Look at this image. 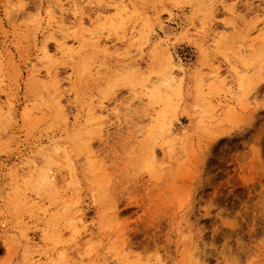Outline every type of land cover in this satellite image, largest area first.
<instances>
[{"label": "rangeland", "instance_id": "374dc122", "mask_svg": "<svg viewBox=\"0 0 264 264\" xmlns=\"http://www.w3.org/2000/svg\"><path fill=\"white\" fill-rule=\"evenodd\" d=\"M112 1L0 0V261L77 259L64 236L82 215L81 235L102 248L93 260L219 264L223 240L205 248L194 234L213 200L243 212L240 255L258 260L261 117L240 131L237 105L244 74L264 62V0H240L230 27L216 0H117L122 12ZM109 89L121 105L139 96L118 147ZM144 212L150 224H128Z\"/></svg>", "mask_w": 264, "mask_h": 264}, {"label": "snow or ice", "instance_id": "6c2138e0", "mask_svg": "<svg viewBox=\"0 0 264 264\" xmlns=\"http://www.w3.org/2000/svg\"><path fill=\"white\" fill-rule=\"evenodd\" d=\"M29 5L27 3L21 2L15 4L14 7L18 9L27 8ZM171 6L174 8L183 7L182 3H179L178 0H172ZM13 7L12 5L9 6ZM36 8L42 7L40 0H37ZM214 9L217 11H222L225 14V19L221 23L231 26L228 24V21L232 18V15L236 12L237 9L241 7L240 0H216V3L213 5ZM247 7V5H244ZM29 23L31 21H28ZM177 43H179V37H177ZM245 67H248L247 62H245ZM233 71H237L233 69ZM227 82H225L226 84ZM115 89H109L107 93V99L111 102V105L115 107L110 111L109 117L112 121L113 127L110 129L109 141L110 143H115L116 146H119L123 138V123L126 120H129L132 116L136 115L133 111L135 104L134 101L139 100L138 95L129 96L127 100L121 105L119 103V94L113 95ZM239 92L242 94L240 96V103L237 105V115L239 117L238 121V130L243 131L246 128L251 127L255 131V121L257 117H261L260 124V136L262 142H264V62H262L261 71L259 74L246 72L244 77L240 81ZM123 109H128V111H123ZM179 113H177L178 115ZM119 121V123H117ZM106 126V125H105ZM104 133L101 129L99 133V143L103 147L104 143ZM259 181L260 185L264 187V159L261 160L259 168ZM247 173L244 174V179L247 180ZM86 190V189H85ZM264 196V192H262ZM187 198H182L180 200L181 210L186 206ZM218 202L213 200L210 204H206L204 209L199 213L200 217L203 219L207 216L209 219L205 221L208 225L207 228L200 227V224H196L194 229V234L197 232L199 235L203 236V240L206 241L203 246L205 248L210 245H219L220 241L223 240V253L226 259H220L219 264H264V242L260 245V255L257 260L255 257L245 260L243 256L240 255L241 251H246L242 245H239L238 241L242 238L244 232V225L241 222L240 217L243 216V212L228 213L225 215L222 210V206L217 207ZM261 209L264 210V199L260 201ZM251 208L249 207V211ZM78 225H86V221L78 220L76 221ZM95 224V221H93ZM128 224L131 227H137L140 225L150 224V218L147 212L142 213L141 219H130ZM88 231L87 227H81L77 231L76 229H70L65 233L64 238L66 242L70 245L74 244L75 246L71 249L73 253H78V258L73 260L71 258H66L64 254L61 255L59 261H54L53 264H111L109 259L102 260H93L91 257L100 255L102 248L93 243L90 239H85L81 233H86ZM205 232L208 235H205ZM83 244V248L80 245ZM231 245V252H229V246ZM5 249H9V245L5 243L3 245ZM167 247V245H165ZM9 249V254H10ZM239 257V258H238ZM0 264H8V260L4 259L0 261ZM12 264H22L20 261H13ZM154 264H179L178 261L173 259H168L167 256H156ZM187 264V262H185ZM192 264H199V262H192Z\"/></svg>", "mask_w": 264, "mask_h": 264}, {"label": "bare ground", "instance_id": "6f19581e", "mask_svg": "<svg viewBox=\"0 0 264 264\" xmlns=\"http://www.w3.org/2000/svg\"><path fill=\"white\" fill-rule=\"evenodd\" d=\"M112 5H111V9H114V10H116V11H119V10H121V7H123L122 6V3H117V0H113L112 2ZM110 8V7H109ZM123 9V8H122ZM125 10V9H124ZM123 10H121V12H122ZM63 45L61 44L60 45V47H62ZM59 47V48H60ZM168 54H169V63H171V65L174 63V61H173V55H172V53H170V52H168ZM177 66V65H176ZM175 66V64H174V67H176ZM258 71H260L259 69H258ZM132 82V81H131ZM167 97V96H166ZM161 99V98H160ZM164 101H165V99H164ZM128 110V109H127ZM105 111V110H104ZM125 111H126V109H125ZM128 121V120H127ZM130 121V120H129ZM117 123H119V121L117 122ZM124 123H125V121H124ZM123 123V124H124ZM128 123V122H127ZM164 126V125H163ZM165 127V126H164ZM162 137V136H161ZM135 138H137V137H135ZM154 140V139H153ZM167 141V140H166ZM169 141V140H168ZM133 142V141H132ZM156 142V141H155ZM170 142V141H169ZM170 144H171V142H170ZM135 145V144H134ZM136 145H138V143L136 144ZM165 146H169V143L168 142H166L165 143ZM135 147V146H134ZM168 148V147H167ZM92 149V147H90V150ZM171 149V148H170ZM136 149L134 148V151H135ZM92 151V150H91ZM133 152V151H132ZM91 152H89V154H90ZM90 155H92V153L90 154ZM89 155V156H90ZM88 156V158H87V162H89V164H94V162H93V160L94 159H91V157H89ZM154 157V156H153ZM86 159V158H85ZM153 159V158H152ZM94 166H95V164H94ZM46 172V171H45ZM40 178H41V180L45 183V182H50V179H51V175H49V174H47V173H42V175L40 176ZM52 182V181H51ZM55 182V181H54ZM12 204V203H11ZM16 208V207H15ZM117 216V215H116ZM115 216V217H116ZM78 220H83V221H85V217H83L82 215H79L78 216ZM87 222V221H86ZM83 227H85V225H82ZM77 227H79V226H77ZM79 230V229H78ZM88 233V231L85 233V234H87ZM90 233H91V231H90ZM82 235H83V233H81ZM91 235H92V233H91ZM88 236V235H87ZM110 238V237H109ZM108 238V239H109Z\"/></svg>", "mask_w": 264, "mask_h": 264}]
</instances>
